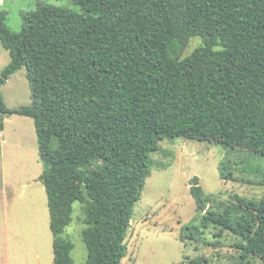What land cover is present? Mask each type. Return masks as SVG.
Listing matches in <instances>:
<instances>
[{"label": "trees", "instance_id": "obj_1", "mask_svg": "<svg viewBox=\"0 0 264 264\" xmlns=\"http://www.w3.org/2000/svg\"><path fill=\"white\" fill-rule=\"evenodd\" d=\"M72 1L81 13L38 5L22 15L18 33L0 11V43L10 56L0 89L24 67L31 91L29 105L8 108L0 90V127L13 114L33 120L54 264H74L62 233L75 201L85 264H119L158 140L179 136L264 155V0ZM195 36L203 43L180 58ZM189 190L203 224L241 237V261L264 262V193L239 197L243 211L234 215L206 208L197 181Z\"/></svg>", "mask_w": 264, "mask_h": 264}, {"label": "rangeland", "instance_id": "obj_2", "mask_svg": "<svg viewBox=\"0 0 264 264\" xmlns=\"http://www.w3.org/2000/svg\"><path fill=\"white\" fill-rule=\"evenodd\" d=\"M0 1L5 22L16 33L22 29V15L38 5L82 12L72 0ZM202 43L201 37L189 38L179 57ZM9 61L0 43V72ZM0 90L8 108L31 103L24 67ZM51 145L55 147L56 141ZM157 145L150 153L151 164L133 207L124 239L126 253L119 264H184L203 257L206 264H264L254 255L241 261L237 246L241 237L213 223L203 224V212L197 210L189 190L196 177L207 197L206 208L239 215L243 211L239 197L258 200L264 193V155L179 136L160 139ZM42 170L33 120L5 116L0 127V264H54L47 196L39 179ZM83 216L81 203L75 201L72 221L62 233L73 243L74 264H85L87 258L81 239Z\"/></svg>", "mask_w": 264, "mask_h": 264}, {"label": "water", "instance_id": "obj_3", "mask_svg": "<svg viewBox=\"0 0 264 264\" xmlns=\"http://www.w3.org/2000/svg\"><path fill=\"white\" fill-rule=\"evenodd\" d=\"M192 184L194 185L195 184V179L192 181ZM192 186V185H191Z\"/></svg>", "mask_w": 264, "mask_h": 264}, {"label": "crops", "instance_id": "obj_4", "mask_svg": "<svg viewBox=\"0 0 264 264\" xmlns=\"http://www.w3.org/2000/svg\"><path fill=\"white\" fill-rule=\"evenodd\" d=\"M1 2V1H0Z\"/></svg>", "mask_w": 264, "mask_h": 264}]
</instances>
